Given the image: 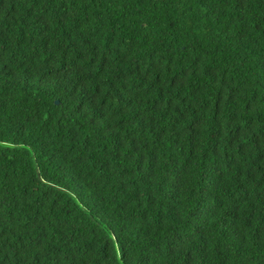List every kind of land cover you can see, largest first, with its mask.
I'll use <instances>...</instances> for the list:
<instances>
[{
  "label": "trees",
  "instance_id": "16d2710c",
  "mask_svg": "<svg viewBox=\"0 0 264 264\" xmlns=\"http://www.w3.org/2000/svg\"><path fill=\"white\" fill-rule=\"evenodd\" d=\"M0 264H264V0H0Z\"/></svg>",
  "mask_w": 264,
  "mask_h": 264
}]
</instances>
